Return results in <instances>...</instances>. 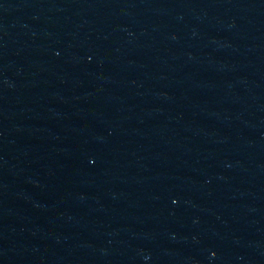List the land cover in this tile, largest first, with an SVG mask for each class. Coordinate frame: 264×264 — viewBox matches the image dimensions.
Instances as JSON below:
<instances>
[{
  "label": "water",
  "instance_id": "1",
  "mask_svg": "<svg viewBox=\"0 0 264 264\" xmlns=\"http://www.w3.org/2000/svg\"><path fill=\"white\" fill-rule=\"evenodd\" d=\"M0 264H264V0H0Z\"/></svg>",
  "mask_w": 264,
  "mask_h": 264
}]
</instances>
